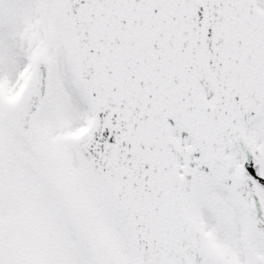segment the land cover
I'll list each match as a JSON object with an SVG mask.
<instances>
[{
    "label": "snow or ice",
    "instance_id": "snow-or-ice-1",
    "mask_svg": "<svg viewBox=\"0 0 264 264\" xmlns=\"http://www.w3.org/2000/svg\"><path fill=\"white\" fill-rule=\"evenodd\" d=\"M0 264H264V0H0Z\"/></svg>",
    "mask_w": 264,
    "mask_h": 264
}]
</instances>
